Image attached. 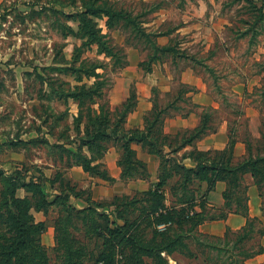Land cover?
Here are the masks:
<instances>
[{
	"label": "rangeland",
	"instance_id": "obj_1",
	"mask_svg": "<svg viewBox=\"0 0 264 264\" xmlns=\"http://www.w3.org/2000/svg\"><path fill=\"white\" fill-rule=\"evenodd\" d=\"M198 3V0H0V192L12 188L16 181L37 178L41 180L39 178H42V174L50 176L58 186H66L68 180L73 182L71 169L81 165L85 155L95 158L93 165L99 166L100 170L104 168L103 162L97 156V150L100 151L101 147L90 149L88 145L83 144V138H88L96 129V119L103 117L116 124L120 118L122 104L117 106L111 115L106 111L107 105L113 109L110 102L111 91L117 75L126 71L127 66L123 68V65L128 62L126 52L129 47H138L143 60H147L148 67H160V64L166 63L173 74L179 73L178 64L183 60L178 59L175 53L158 50L153 42H148L140 34L136 35V24H130L125 18H117L114 27L109 29L106 25L107 18L92 17L98 24L97 27L102 28V33L109 34L107 38L111 43L108 46H111L115 56L111 58L99 52L98 44L90 43L89 34L79 32L81 11L88 6H105L129 12L137 23L144 18L148 23L153 22L149 27L152 28L149 32H153L157 28L176 29L178 23L182 22L181 17L178 18L180 10ZM203 23L212 27L209 33L210 48L204 49L199 44L186 47L188 58L184 64L192 65L204 73L212 85V92L220 102L222 100L220 111L214 115L215 123L220 122L223 116L221 111L224 110L225 117L236 120L239 126H236L237 130L241 133L239 136L243 137L249 130V121L239 112L242 110L240 98L231 95V91L237 79L262 72L264 17L260 15L257 7L247 0H210L208 19L203 20ZM107 38L105 39L108 40ZM186 39L187 33L178 32L163 37L165 45L170 44L176 49ZM192 56L196 57L195 61L190 60ZM96 66L103 67L96 69ZM95 72L102 74V78L107 80L103 89L104 95L100 99H93L90 95V88L97 80L92 75ZM179 87L177 86L176 91ZM158 96L161 99L160 107L172 106V102H167L172 96ZM247 99H252L253 105H259L263 111L264 99L257 95L256 89L248 91ZM263 118L264 115L262 122ZM240 123L246 126H241ZM107 132L110 133V129H107ZM102 143L109 149L119 150L122 140L112 135ZM174 173L176 179L171 181V185L175 181L177 183L179 178L178 169ZM92 182L78 179L76 185L85 186L90 190L89 183ZM136 196L141 197L142 194ZM32 197L33 203L38 201V195ZM102 200L110 201L108 198ZM171 200L175 201L176 196L171 197ZM156 202L152 204L149 199L138 200L130 206L121 207L127 216L136 219L146 209L156 208ZM0 204L4 205L2 202ZM0 211L5 212L3 209ZM58 215L56 209L51 210L47 216L49 224L52 225ZM79 220L82 221V217ZM104 220L105 217L94 214L90 222L93 226ZM2 221L4 223L0 222V264L5 263L3 247L11 252L12 257L16 256L12 255V251L17 247L15 237L18 232L9 217L5 216ZM147 223L140 228H127L128 235L137 238L135 243L133 240L120 242L122 233L117 234V238L116 235H111L116 240L113 247L115 264H170L168 256L173 257L178 264V254L186 257L178 252L183 248V245L178 243L169 246L167 251L170 254L161 252L160 246L166 244L168 237H161L157 242H152L155 224L151 220ZM87 226L83 224L81 229L75 230V236L87 243L89 250L98 251L102 239L97 238ZM168 228L169 226L166 230ZM175 230L178 232L176 225H173L170 231ZM50 232L52 229L45 233V237L50 235ZM62 236L63 234L61 238ZM187 242L198 257L211 250L200 245L195 238L188 239ZM139 248L141 250L137 254L138 258H135L134 251L138 252ZM121 249L129 255L120 253ZM213 251L214 254L217 253ZM49 256L48 264H71L92 260V257L85 255L69 259L68 248L64 245L58 250L50 249Z\"/></svg>",
	"mask_w": 264,
	"mask_h": 264
},
{
	"label": "trees",
	"instance_id": "obj_2",
	"mask_svg": "<svg viewBox=\"0 0 264 264\" xmlns=\"http://www.w3.org/2000/svg\"><path fill=\"white\" fill-rule=\"evenodd\" d=\"M247 1L257 7L260 15L264 17V12L260 6H257L252 0ZM79 15V20L81 21L79 32L84 31L85 35L88 33L90 36V43L96 42L99 46V52L105 53L111 58L115 55L113 53L114 51H111V46L110 48L108 46V44L111 43L107 38L109 34L102 33V28L97 27L98 24L92 17L101 19L107 18L106 25L109 29L114 27L113 24L117 18H125L130 24L131 22L136 24V35L140 34L148 42H153L158 50L175 53V55H178V59L181 60L188 58L185 48L179 47L176 49L170 44L161 45L158 42L160 36L172 35L175 29H158L149 32L145 26L147 22L145 18L140 20V23H137L131 13L118 11L105 6H88V8L81 11ZM89 24L96 26L91 29L90 27L92 26ZM87 28L88 30H86ZM178 46H180V44ZM107 48H109V50ZM142 49L144 50V48ZM192 59L195 61L196 57L192 56ZM127 64L128 62H125L123 67ZM146 64L147 60H143L140 66L146 72L152 71L153 67H148ZM98 67L103 66H96V69ZM262 71H264V67ZM92 75L95 76L97 80L93 83L92 88H90V95L93 99H100L104 95L103 89L107 80L106 78H102V74L98 72ZM183 92H186V86H180L178 89L180 97L183 96ZM261 95L262 99H264V85ZM135 98V93H132L130 97L122 103L121 106L123 109L120 111L121 116L116 124H112L108 119L106 120L103 117L96 119V129L91 132L88 138H83V144L88 145L90 149H93V147H101L100 151L97 150V156L102 160L105 153L109 150L108 146L102 142L112 137V135L122 140L121 148H119L120 157L118 159V164L122 168V177L129 178L135 176L145 177L148 174L146 163L138 159L137 153L132 147L133 143H138L149 153H155L161 156L160 165L162 166V170H160L159 181L147 192L142 194L141 197L135 196L130 198L124 195L120 197L117 196L109 202H97L90 199L89 192V205L83 209H77L70 202L72 194L79 195V193H77L78 191L76 192V184H73L71 180L67 181L66 186H58L54 179L48 178L42 174V178H39L41 180L37 178V180L30 179L14 182L12 188L0 192V202L4 204L3 206L0 204V209L5 210L4 213L0 211V222L4 223L2 218L5 216L7 218L9 217L18 229L15 237V244L17 247L12 251V255L16 256L12 257L11 252H8L7 248L3 247L2 255H5L4 264H48L50 258L49 250H58L63 245L68 248L69 259L73 260L76 256L83 257V255L92 257L90 262L82 260L81 262H72L71 264H115L116 259L113 247L116 245V240H114L111 235L114 234L113 236L116 235L115 238H117V234L122 233L123 236H121L120 242L124 240L131 242L133 240L132 242L135 243V239L137 238L131 234L128 235L127 228L135 226L140 228L148 224L147 221L150 220L155 224L152 231V242H157L161 237H168L166 244L160 246V251H166L168 254H170V252L167 251L169 246L178 243L183 245V248L178 250V252L189 257H198L187 242L188 239L191 238H195L200 245L211 249L207 251L206 255L203 254L202 256L208 264H246L248 258L263 252L260 239L264 235V226H261L262 221L259 218L249 216V196L247 194L248 184L246 183V175L251 173L254 179L253 181L259 187L264 199V118L263 134L256 145L251 144L249 141V133L246 131V136L248 137L246 139L248 143L247 157L235 160L233 147L237 138V128L234 124L237 123L236 120H232L228 117L232 142L223 150L192 151L193 158L197 161V166L191 169L187 168L184 164L171 160V158L167 156L168 152H164L165 147H169V153H175L182 147L192 144L202 136L216 131L218 123H215L214 115L218 113V111L212 110V108H205L200 122L194 130H186L177 135H169L164 131V119L169 108L172 107L178 99L172 102V106L162 108L159 106V100L156 96L154 98L152 110L145 117V127L143 129L126 130L124 126L125 120L134 106ZM107 106L108 111H106V113L111 115L113 110L110 105ZM117 110L118 109H116V111ZM240 124L241 126L245 125L244 123ZM107 129H110L111 132H107ZM245 130L246 128L244 131ZM93 159L95 158L84 156L83 160L80 162L84 170L89 172L92 176L105 180H113L106 164L100 162V165L104 164V168L100 170L99 166L93 165ZM176 169H178L179 178L177 179V183L175 181L170 188L172 195L176 196V200L174 201L175 204L172 205L167 212H158L161 207L165 206L164 202L166 200V195L164 194V190L169 185L168 181L170 177L176 175L174 173ZM1 173H4V171H1ZM219 180H224L227 183V189L224 192V198L226 200L224 206L217 208L215 211L212 209L208 211L204 210L203 212L197 211L195 209L197 196H200V205L205 207L207 201L204 196L215 188ZM204 181L207 182L205 190H203L202 186ZM49 183L52 188L56 187L61 190L60 194L55 195L52 201H50L51 193L48 190ZM19 188H24L29 195L25 197L17 196V190ZM34 195H38V201L33 203L31 198H33L32 196ZM148 199L152 204L157 201L156 208L153 210L146 209L144 213H141L136 219L127 216L125 210H122V205L130 206L138 200L142 201ZM111 205H114L112 210H109V212L104 210ZM52 206H55L59 215L52 224L55 226L56 244L52 247H48L42 243V235L51 224H49L48 220L37 222L32 211H44L49 214ZM99 208H102V210H99ZM232 212L240 213L247 217V223L244 227L239 230L228 228L223 238L205 236L207 241L203 242L201 240L196 230L203 221L206 219H225L229 213ZM94 214L105 217V220L92 226L93 223L91 224L90 221ZM81 217L82 221L79 220ZM163 222H171V226L168 230L160 232L156 225ZM83 224H85V226L88 225V229L92 230L97 238L102 239L98 251L89 250L87 248V243L80 241L75 236V230L81 229ZM172 224L176 225L178 232H176L177 230H175V232L170 231L173 226ZM61 234H63L62 238ZM77 241L79 243H77ZM140 250L141 248L136 252V250L134 251V249H132L134 254H136L135 258H138L137 254ZM213 250L217 253L214 254L215 252ZM119 252L124 255H129V253L124 252L123 249ZM165 264H167V262Z\"/></svg>",
	"mask_w": 264,
	"mask_h": 264
},
{
	"label": "crops",
	"instance_id": "obj_3",
	"mask_svg": "<svg viewBox=\"0 0 264 264\" xmlns=\"http://www.w3.org/2000/svg\"><path fill=\"white\" fill-rule=\"evenodd\" d=\"M210 0H198V4L193 7H185L180 10L178 18L181 17V23H178L174 32L186 34L187 39L180 43V47L185 48L188 46L199 44L204 49H209L211 42L209 39V33L211 31V26L204 24L203 20L208 19V5ZM254 3L259 5L264 12V0H252ZM187 5V4H186ZM153 22H146L145 26L148 31ZM156 29V28H155ZM158 30V28L156 29ZM154 31V30H153ZM164 37V35H163ZM163 37H159L158 41L161 45H165ZM128 65H126V71L117 75L118 77L114 80V87L111 91L110 102L112 110L117 106L126 101L132 93H135V103L132 110L128 113L125 120V129H143L145 127V117L150 113L154 106V98L160 96H172L169 101L173 102V107L169 108L168 115L164 119V131L169 135H177L186 130H194L198 126L202 113L205 108H212V110L220 111V106L222 100H220L212 92L211 84L208 82L205 74L195 69L192 65H187L182 62L178 64L179 73L173 74L166 63L160 64V67L155 66L152 71L146 72L140 63L143 61L142 55L138 47H129L127 52ZM193 60V59H190ZM179 62V61H178ZM125 68V67H123ZM264 85V73L256 72L250 76H244V78H239L235 81L231 95L240 98L241 109L240 113L244 114V118L249 121V141L252 145H256L257 141L261 139L263 134V122L262 116L264 115L261 111L259 105H253L252 99L248 100V91L256 89L257 95L262 98ZM177 86H186V92H183V96L180 97ZM180 88V87H179ZM178 88V89H179ZM175 92V93H174ZM220 96V95H218ZM166 102V103H167ZM168 103V104H169ZM225 111H221L223 116L218 123V128L214 132H210L201 138L194 141L192 144H188L182 147L175 153H169V147H165L164 152H168V157L175 162L184 164L187 168L194 169L197 166L196 159L193 158L192 151H212V150H223L232 142L230 136V123ZM242 116V117H243ZM237 123V122H236ZM237 127L238 124H234ZM236 127V128H237ZM240 131L237 130V138L234 143L233 151L235 160L243 159L248 156V143L246 135L240 137ZM133 149L137 153L139 160L146 163L148 168V174L143 176H135L129 178L122 177V168L118 164V159L120 157V152L118 149H109L102 158V162L106 164L113 180H105L99 177L92 176L89 172L85 171L81 165H76L71 169V176L73 179V184H76L78 179L84 181H93L89 183L90 190L84 187H76V192L79 195L72 194L70 202L77 209H83L89 205L88 193L90 192V199L92 201L103 202L102 199L108 198L112 201L117 196L135 197L136 194H144L147 192L155 183L160 179V162L161 156L155 153H149L140 144L133 143ZM48 178L47 174H45ZM176 179V177H170L168 181V186L164 190L166 195V200L164 202L165 206L161 207L158 212H167L172 205L175 204L171 200V197H175L171 192V181ZM251 173L246 175V183L248 184L247 194L249 196V216L253 218H259L264 226V210H263V196L259 187L254 183ZM84 183V182H83ZM203 190L207 187V182L202 183ZM227 189V183L224 180H219L216 183L214 189L209 191L204 198L207 201V205L202 207L200 205V196H197L195 209L199 212L204 210L213 211L217 208H221L225 204L224 192ZM48 190L51 192L50 201H52L55 195L60 194L61 190L59 188H52L50 183L48 184ZM84 192V193H83ZM29 193L24 188H19L17 190V196L25 197ZM171 200V201H170ZM109 202V201H108ZM178 207V206H177ZM114 205L106 207L104 210L109 212L112 210ZM56 209L52 206L51 210ZM102 210V208H99ZM35 220L46 221L47 214L44 211H32ZM112 216V215H111ZM165 223V222H163ZM160 223V224H163ZM247 223V217L240 213H229L225 219H206L197 228L196 233L200 235L201 240L207 241L205 236H214L217 238H223L227 229L239 230L244 227ZM174 225V224H172ZM171 225H169L170 227ZM52 229L50 235L45 237V233ZM159 230V229H158ZM164 232L165 230H159ZM42 243L46 246H54L55 242V226L49 225L47 230L42 235ZM260 243L263 247V252L256 254L246 260V264H264V235L260 239ZM169 257L170 264H177L173 257ZM187 257V258H186ZM182 256L178 254V264H208L202 257H189ZM191 258V259H190Z\"/></svg>",
	"mask_w": 264,
	"mask_h": 264
},
{
	"label": "built area",
	"instance_id": "obj_4",
	"mask_svg": "<svg viewBox=\"0 0 264 264\" xmlns=\"http://www.w3.org/2000/svg\"><path fill=\"white\" fill-rule=\"evenodd\" d=\"M169 225H171V222L163 223V224H158L157 228L159 230H165Z\"/></svg>",
	"mask_w": 264,
	"mask_h": 264
}]
</instances>
